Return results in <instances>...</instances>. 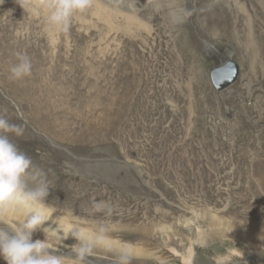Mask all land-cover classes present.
Masks as SVG:
<instances>
[{
  "label": "rangeland",
  "instance_id": "obj_1",
  "mask_svg": "<svg viewBox=\"0 0 264 264\" xmlns=\"http://www.w3.org/2000/svg\"><path fill=\"white\" fill-rule=\"evenodd\" d=\"M166 2L95 0L56 33L43 15L0 0V39L14 46L0 47V116L23 128L10 138L47 174L43 228L106 229V247L86 264L120 253L130 264H184L190 251L189 264H264V67L208 26L233 13L232 1ZM17 52L32 76L11 83ZM229 58L239 76L217 93L210 69ZM72 63L78 75L67 74ZM93 202L111 212L93 213ZM48 239L72 264L77 241Z\"/></svg>",
  "mask_w": 264,
  "mask_h": 264
},
{
  "label": "clouds",
  "instance_id": "obj_2",
  "mask_svg": "<svg viewBox=\"0 0 264 264\" xmlns=\"http://www.w3.org/2000/svg\"><path fill=\"white\" fill-rule=\"evenodd\" d=\"M95 0H16L34 16L43 15L46 32H68L72 21L86 13ZM32 62L25 53H16V63L9 68L8 80L21 83L32 76ZM23 135V128L0 116V257L6 264H64L55 254L49 236L77 241L72 247V264H86L94 248L106 247V229L95 234L86 229L75 230L59 225L53 231L43 226L51 220L52 208L47 203L51 185L47 174L34 166L33 161L10 138ZM111 212L106 203L93 202V213ZM43 229L46 239L33 241V235ZM63 233L60 236L58 233ZM240 258L243 253L236 249ZM116 264H130V257L120 253Z\"/></svg>",
  "mask_w": 264,
  "mask_h": 264
},
{
  "label": "bare ground",
  "instance_id": "obj_3",
  "mask_svg": "<svg viewBox=\"0 0 264 264\" xmlns=\"http://www.w3.org/2000/svg\"><path fill=\"white\" fill-rule=\"evenodd\" d=\"M180 1L179 0H167L166 2L167 7L168 6L174 7L178 5L179 7H181ZM221 1L222 2L232 1L233 7H234L233 13H230L224 10H220L216 12L213 15V17L209 19L208 26L212 27L214 31L222 32L223 36H225L228 40L233 41L236 45H238V47L241 48V52L245 57H250L251 59L257 60V63H260V65L264 67V0H221ZM95 12H97L96 14L99 17V19L109 24L110 16L108 13H105L103 10H99V9L96 10ZM130 20H133V21H129V23L127 24L128 27H130L131 23L135 22L133 18H131ZM0 47L1 49H3L4 53H10L12 52L11 49L14 46H13V43H6L5 40L1 38ZM33 61L36 62V60L34 59ZM72 61L75 62L76 60L73 59ZM77 65L81 67V65L79 64ZM78 66L73 64L70 71H67V74L69 76H72L73 74L78 75L79 70H80ZM34 68H38V63L35 65ZM54 69L56 72L52 74H57L58 73L57 67ZM54 69L52 67H49L46 73L51 74V72H53ZM261 89L262 90L264 89V83H263V86H261ZM52 164H53V161L51 157L50 166H52ZM262 180H264V178ZM191 256H192V251L188 252L184 256V258L182 259L183 263L189 264Z\"/></svg>",
  "mask_w": 264,
  "mask_h": 264
},
{
  "label": "water",
  "instance_id": "obj_4",
  "mask_svg": "<svg viewBox=\"0 0 264 264\" xmlns=\"http://www.w3.org/2000/svg\"><path fill=\"white\" fill-rule=\"evenodd\" d=\"M238 75L239 67L230 58L225 60L220 66L211 68L209 72L210 82L217 93L233 84ZM67 256H73V252L67 254ZM87 261L89 260L87 259ZM101 264H116V262H102Z\"/></svg>",
  "mask_w": 264,
  "mask_h": 264
}]
</instances>
